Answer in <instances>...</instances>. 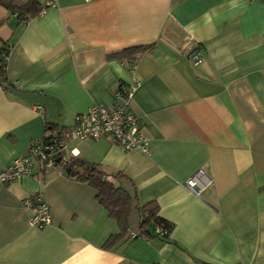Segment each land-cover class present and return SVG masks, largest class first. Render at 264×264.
<instances>
[{
    "label": "crops",
    "instance_id": "crops-1",
    "mask_svg": "<svg viewBox=\"0 0 264 264\" xmlns=\"http://www.w3.org/2000/svg\"><path fill=\"white\" fill-rule=\"evenodd\" d=\"M2 43L0 171L92 104L112 106L132 78L112 54L152 45L134 61L130 101L150 153L105 136L64 154L123 174L172 229L105 247L116 221L80 168L57 164L0 183V264H264V1L56 0L24 23L0 5ZM200 168L209 184L197 195L185 182ZM35 193L51 217L42 229L23 205Z\"/></svg>",
    "mask_w": 264,
    "mask_h": 264
},
{
    "label": "built area",
    "instance_id": "built-area-1",
    "mask_svg": "<svg viewBox=\"0 0 264 264\" xmlns=\"http://www.w3.org/2000/svg\"><path fill=\"white\" fill-rule=\"evenodd\" d=\"M54 6L56 0H45L43 9ZM200 61L199 52L191 55V64L197 65ZM125 64L132 78L128 83H119L116 86L113 91L115 102L112 106L94 103L85 112L77 114L72 127L61 134L32 142L26 155L13 159L0 171V183L7 184L20 176L32 175L34 169L40 172L57 164H65L62 153L67 152L69 141H84L106 136L124 150L135 149L148 155L149 140L140 129V119L130 108L131 98L140 85L139 79L134 76L136 64L135 62ZM70 155V158L75 157L74 149L70 150ZM56 159H60L59 163H56ZM208 184L209 180L206 179L202 168L185 182L186 187L197 195ZM23 205L30 212V226L42 229L50 224L49 207L41 193L26 198ZM130 236L134 237L135 234L131 233Z\"/></svg>",
    "mask_w": 264,
    "mask_h": 264
},
{
    "label": "trees",
    "instance_id": "trees-1",
    "mask_svg": "<svg viewBox=\"0 0 264 264\" xmlns=\"http://www.w3.org/2000/svg\"><path fill=\"white\" fill-rule=\"evenodd\" d=\"M0 5L13 13L20 23L37 17L44 7L40 0H25L23 2L0 0ZM151 47L152 45L126 48L119 53L112 54V57H117L125 63L134 62L139 55ZM195 52H199L198 46L191 45L188 57L190 58ZM7 54L8 43H2L0 45V83L2 85L7 82L5 75ZM66 163L70 168V173L74 166L80 168V172L76 173L77 178L86 181L96 190L98 203L118 225V234L111 236L105 243V247H109L113 241L118 239L127 241L137 237H157L168 240L172 224L158 215V206L154 201L139 202L134 185L125 180L123 174H108L97 166L75 160L74 157L69 158ZM131 233L135 236L131 237Z\"/></svg>",
    "mask_w": 264,
    "mask_h": 264
},
{
    "label": "rangeland",
    "instance_id": "rangeland-1",
    "mask_svg": "<svg viewBox=\"0 0 264 264\" xmlns=\"http://www.w3.org/2000/svg\"><path fill=\"white\" fill-rule=\"evenodd\" d=\"M17 1H21V0H17ZM62 155H63V157H64V160L68 162L69 159H68V157L66 156V154H64V152H63ZM61 167H63V166H61Z\"/></svg>",
    "mask_w": 264,
    "mask_h": 264
},
{
    "label": "water",
    "instance_id": "water-1",
    "mask_svg": "<svg viewBox=\"0 0 264 264\" xmlns=\"http://www.w3.org/2000/svg\"><path fill=\"white\" fill-rule=\"evenodd\" d=\"M59 161H60V159H56V163H59ZM69 170H70V168L69 167H67L66 169H65V172H69Z\"/></svg>",
    "mask_w": 264,
    "mask_h": 264
},
{
    "label": "flooded vegetation",
    "instance_id": "flooded-vegetation-1",
    "mask_svg": "<svg viewBox=\"0 0 264 264\" xmlns=\"http://www.w3.org/2000/svg\"><path fill=\"white\" fill-rule=\"evenodd\" d=\"M58 165L63 166L64 169H66L68 167V164L67 163H65V164H58Z\"/></svg>",
    "mask_w": 264,
    "mask_h": 264
}]
</instances>
